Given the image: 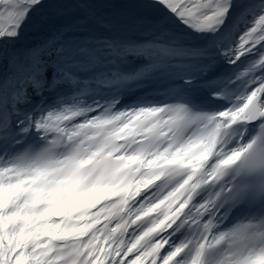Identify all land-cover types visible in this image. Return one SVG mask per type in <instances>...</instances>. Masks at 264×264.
Instances as JSON below:
<instances>
[{
	"label": "snow or ice",
	"instance_id": "6c2138e0",
	"mask_svg": "<svg viewBox=\"0 0 264 264\" xmlns=\"http://www.w3.org/2000/svg\"><path fill=\"white\" fill-rule=\"evenodd\" d=\"M0 264H264V0H0Z\"/></svg>",
	"mask_w": 264,
	"mask_h": 264
}]
</instances>
